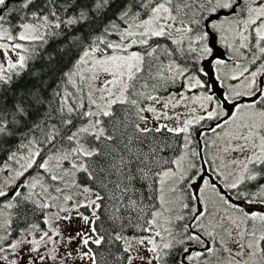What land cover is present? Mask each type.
Returning a JSON list of instances; mask_svg holds the SVG:
<instances>
[{
    "label": "snow or ice",
    "instance_id": "6c2138e0",
    "mask_svg": "<svg viewBox=\"0 0 264 264\" xmlns=\"http://www.w3.org/2000/svg\"><path fill=\"white\" fill-rule=\"evenodd\" d=\"M0 264H264V0H0Z\"/></svg>",
    "mask_w": 264,
    "mask_h": 264
}]
</instances>
